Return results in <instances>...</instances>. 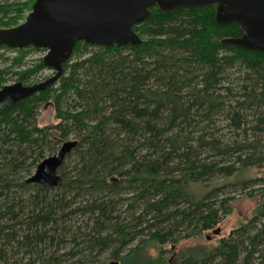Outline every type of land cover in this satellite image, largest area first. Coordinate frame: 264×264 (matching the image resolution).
Returning <instances> with one entry per match:
<instances>
[{"label": "trees", "instance_id": "1", "mask_svg": "<svg viewBox=\"0 0 264 264\" xmlns=\"http://www.w3.org/2000/svg\"><path fill=\"white\" fill-rule=\"evenodd\" d=\"M33 1L1 4L14 17L0 28ZM150 12L131 27L139 44L77 42L53 85L0 103V264H264V179L244 176L264 167V52L228 44L241 31L214 6ZM13 50L0 88L27 48ZM44 68L13 75L30 85ZM42 106L55 123L38 124ZM68 140L58 185L26 183ZM238 195L260 196L247 220L176 250L219 229Z\"/></svg>", "mask_w": 264, "mask_h": 264}, {"label": "water", "instance_id": "2", "mask_svg": "<svg viewBox=\"0 0 264 264\" xmlns=\"http://www.w3.org/2000/svg\"><path fill=\"white\" fill-rule=\"evenodd\" d=\"M154 5L161 11L214 6L217 24L234 23L241 31L239 37L226 39L228 44L264 52V0H34L21 23L0 28V46L45 49L41 62L53 73L30 85L20 81L3 85L0 103L11 105L53 85L77 42L106 47L139 44L141 39L131 27L148 18ZM75 145V140L64 141L55 154L37 164L26 183L57 186L58 168Z\"/></svg>", "mask_w": 264, "mask_h": 264}, {"label": "rangeland", "instance_id": "3", "mask_svg": "<svg viewBox=\"0 0 264 264\" xmlns=\"http://www.w3.org/2000/svg\"><path fill=\"white\" fill-rule=\"evenodd\" d=\"M13 0H0V5L5 3H10ZM22 3L24 0H20ZM20 2V3H21ZM27 14V10L25 11ZM12 17H14L12 14H4L0 13V26L4 25H9L7 23L8 20H11ZM18 23H21V20L17 21ZM27 50L22 52V66L20 67H14L10 68L9 74L6 75V81L5 84H11L16 81V77L13 75V71L18 70V69H23L24 67H30L31 65H34L37 63L39 59L42 58L43 55H45L46 50L43 48H37V50H34L33 47H26ZM24 49V48H23ZM2 54V55H1ZM0 69L3 67H9L10 61L14 58L19 56V53L17 51H14L13 49L11 50H4L0 49ZM53 71L49 68H44L42 69L39 73L36 74V77L34 78L35 80L32 82H39L47 77L51 76ZM37 122L39 125L44 126V125H50L55 123V118H54V111L51 106H45L41 107L37 116ZM69 139H72V137H69ZM248 178H262L264 179V167L256 169V168H250L247 170L246 174L244 175ZM221 179H219L220 181ZM264 189V184L259 189ZM260 200V196L256 195L253 197H245V196H235V199L232 200L229 204V210L230 213L225 215L221 223L218 225V228L220 229V233L217 235H214L212 231H207L203 235L199 236L198 238H193V239H188V240H183L179 242L176 245V250L179 248H184L187 246H194V245H212L215 244L216 241L227 235V233L235 226L240 224L241 222H244L247 220L251 214L252 211L254 210L255 206L257 205L258 201ZM219 232V231H218ZM209 235V239H207L205 236ZM169 247V246H167ZM175 252H168L164 251L163 255L167 260H170L174 257V255L177 253ZM147 252L151 256H156L158 253V250L155 248L154 245L150 246L147 249ZM107 257V256H106ZM105 264H111V259L106 258L104 259ZM9 264H23V261L20 263L12 262L10 261Z\"/></svg>", "mask_w": 264, "mask_h": 264}]
</instances>
